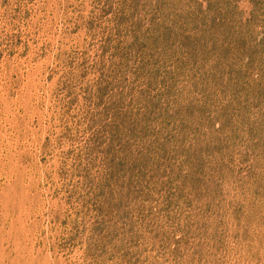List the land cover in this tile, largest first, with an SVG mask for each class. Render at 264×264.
Returning <instances> with one entry per match:
<instances>
[{
	"label": "rangeland",
	"instance_id": "1",
	"mask_svg": "<svg viewBox=\"0 0 264 264\" xmlns=\"http://www.w3.org/2000/svg\"><path fill=\"white\" fill-rule=\"evenodd\" d=\"M0 264H264V0H0Z\"/></svg>",
	"mask_w": 264,
	"mask_h": 264
}]
</instances>
